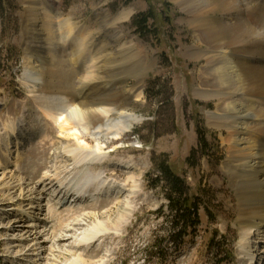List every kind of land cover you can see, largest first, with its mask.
<instances>
[{
    "label": "rangeland",
    "instance_id": "374dc122",
    "mask_svg": "<svg viewBox=\"0 0 264 264\" xmlns=\"http://www.w3.org/2000/svg\"><path fill=\"white\" fill-rule=\"evenodd\" d=\"M245 2L243 10L253 9L264 14V0ZM60 9L64 15L73 13L75 21L85 23L91 28H97L98 17L107 12L114 22L120 13L128 14L127 19L116 21L115 27L117 26L116 28L123 33V42L128 43L132 39L138 41V45L142 46H139L142 55L137 61L148 65L147 73L143 76L141 98L134 102L131 108L133 113L141 117V121L121 140L107 142L104 151L116 160L129 161L131 167L126 169L106 162L93 163L91 173L100 172L102 176L114 180V185L120 187H115L113 193L110 191L94 202H89L85 207L79 205V201L65 203L71 198L67 195L64 197L63 205L62 200H57L58 206L53 207L52 212H48L45 206L54 203L56 198L52 200L51 197L49 201L47 200L46 194L51 191L52 188L49 187L53 182L43 180L42 174L44 171L52 170L51 166L56 164L55 161L62 158L63 161H68L69 158L64 154L59 155L65 148L63 146L75 148L79 147V143L60 133L53 122L36 119L38 112L35 109V101L21 84L24 73L22 17L25 3L24 0H4L0 6V126L11 121L17 123L21 119L28 123L25 126L27 138H20L18 143L21 162L17 166L14 165V151L7 157L0 156V162L5 161L7 165L3 180L11 187L6 192L0 186V214L5 216L0 221V264H10L6 261V255L15 258L17 263L13 264H32L35 261L40 264L50 262L68 264L76 253H82L84 264L97 262L100 264L99 261L102 260L101 264H247L241 253L242 231L237 219V190L222 163L225 161L227 150V145L222 142L225 131L210 127L206 122L207 112L214 109V100H202L194 95L199 83L198 70L202 60L190 57L189 53L195 46H204L197 42L196 32L188 22L187 13L173 0H62ZM145 12H150L153 19L149 21L146 34L141 36L135 30L132 21L137 14ZM61 55L65 62L56 65V68L66 74L54 78L53 82L57 84L58 78L63 81L65 77L70 82L66 87L76 93L80 89L79 71L74 69L76 65L68 62L65 51H62ZM128 70L129 68L122 64L121 67L109 71L105 79H108L107 87H117L115 79L118 77H126L124 88L135 84L133 73H124ZM153 83L158 87H153ZM123 86L119 87L120 91ZM57 87L47 90L48 93L60 91L61 88ZM40 91L38 93H42ZM121 105L120 102L118 106ZM200 129L205 131L207 140L206 153L203 154L199 146ZM16 140L13 142L14 148ZM85 142L89 144V149L95 144L90 135L86 137ZM161 159H166L167 165L174 173L186 181L187 192L199 207V224L194 232L185 237L179 249H175L168 240V233L172 227L167 201L163 194L165 192L160 185L155 186L151 183V179L159 174L156 163ZM66 167L67 165H63L58 169L59 177H66L67 172L64 171ZM83 172L86 173L79 172V176L76 174L74 180L84 182L85 177L81 176ZM2 173L3 169H0L1 176ZM130 175L135 177V182L137 181L133 194L127 191L133 183ZM19 178L24 193L29 191L30 186L36 185L35 189L37 192L40 191V194L34 192L31 196L44 197L40 199V204L34 200L30 205H25L26 201L22 203L25 209L32 206V209L27 210L35 212L39 219L29 220L12 215L11 209L3 212L2 208L11 205L9 200L15 202L18 199L16 180ZM91 183L95 184L93 180ZM58 190L59 188L55 190V194ZM61 195L62 193L59 197ZM127 201L131 202L132 210L127 211L128 215H124L126 210H129L125 205ZM83 213L87 214V217L81 226L73 223L74 231L82 232L97 216L105 222L107 228L109 227L101 240L91 243L87 249L75 248L77 252L65 250L71 247L73 236L72 239L70 236L73 230L68 233L59 230L51 232V235L66 234L68 237L66 240L58 241L56 237L50 235L53 243L45 241L43 233L47 232L49 224L55 223L60 217L63 218L62 221L69 218L70 222L73 216L82 218ZM46 218L52 222H49L46 228H42L41 220ZM9 219L11 223L13 220H21L19 224L24 225L23 230L3 229ZM26 223L35 225L36 228L26 227ZM35 231L36 251L29 250L32 244L25 239L16 240L20 236L22 238L28 236V239H31ZM156 238L164 240L160 247L159 253L162 255L160 259L155 256L156 250L152 249ZM217 242L218 245L214 246ZM261 242H264V238ZM49 246H54L55 250H48ZM256 246L261 252L264 251V243H260V247L257 243ZM17 249L23 251L16 253ZM38 252L44 254L39 258L34 255ZM259 257L261 262L264 253ZM220 259L225 260L221 262Z\"/></svg>",
    "mask_w": 264,
    "mask_h": 264
},
{
    "label": "bare ground",
    "instance_id": "6f19581e",
    "mask_svg": "<svg viewBox=\"0 0 264 264\" xmlns=\"http://www.w3.org/2000/svg\"><path fill=\"white\" fill-rule=\"evenodd\" d=\"M173 1L187 13L188 22L196 32L197 42L204 46H195L189 53L190 57L202 60L198 70L199 83L194 95L202 100H214V109L207 112L206 122L210 127L221 132L225 131L222 142L227 145V150L225 161L222 163L237 190V219L242 231L241 253L247 264H263L264 259L259 262V256L264 251L257 249L256 244L258 243L260 247L259 244L264 243L261 242L264 238V14L257 13L253 9L243 10L245 0ZM24 3L25 10L22 17L24 73L21 84L35 101V109L38 112L36 119L53 122L60 133L79 143V147L75 148L63 146L65 148L59 155L64 154L69 158L68 161H63L64 158L59 159L60 161H55L56 164L51 166L52 170L43 172V180L53 182L49 187L52 189L46 194L48 197L46 198L48 201L51 197L52 200L56 198V201H63L69 192V196L80 204L94 202L110 191L113 193L115 187L120 186L114 185V180L102 176L100 172L91 173L93 163L106 162L126 169L131 167L127 160H116L110 157L104 151V145L107 142L121 140L141 121V117L131 111L132 104L141 98L143 76L148 70L146 63L141 64L137 61V58L142 55L139 47L141 45H138L135 39L128 43L123 42V33L116 28L117 26L115 27L116 21L127 19V13H120L114 22L107 12L98 17L97 28H91L85 23L75 21L73 13L64 15L62 8L60 9L62 0H24ZM62 51L67 53L68 62L76 65L74 69L79 71L80 89L76 93L69 91V87H66V84L70 82L65 77L63 81L58 78L57 84L53 82L54 78L63 77L66 74L56 68V65L59 66L65 62L61 55ZM122 64H125V68H129L124 73L132 72L136 83L129 88H124L126 77H118L115 79L118 86L108 88V79L105 80L107 73L121 67ZM56 86L61 90L54 94L48 93L47 90ZM120 86H123L122 91L119 90ZM39 90L42 93H38ZM120 102L122 105L118 106ZM111 116L114 118H110ZM100 121L104 123L99 124ZM27 123L21 119L17 123L11 121L0 126V156L7 157L14 151L15 166L21 162L18 143L20 138H27L25 133ZM89 135L95 142L92 149H89V144L85 142ZM63 165H67L64 169L67 172L65 178L59 177L60 170L58 171ZM0 169H3L2 176L0 175L3 183L0 182V186L7 192L11 187L3 180L4 171L7 169L5 161L0 162ZM81 171L86 172L81 175L85 177V180L79 183L74 179ZM129 178L133 180V183L127 191L133 194L137 181H134L135 177L132 175ZM92 180L95 184L91 183ZM16 181L19 191L18 199L15 202L9 200L11 205L2 208L3 212L11 209L12 215H19L29 220L39 219L35 212L27 210L32 209V206L25 209L22 203L26 201L25 205H30L34 200L40 204V199L44 197L31 196L34 192L40 194V191L37 192L35 189L36 185L30 186L29 191L24 193L21 188V179ZM57 188L59 190L55 194ZM60 193H62L61 197H59ZM28 196L30 197L26 198ZM12 198L9 197V199ZM56 201L46 204L48 212H52V208L58 206L59 203ZM65 203L68 204L69 199ZM130 203L126 202L125 205L129 207V210L125 209L124 215H128L127 211L132 210ZM63 204L64 201L61 205ZM81 215V219L79 216H73L70 222H68L69 218L62 221L63 218L60 219V217L55 223L49 225L48 223L52 220L40 219L42 228L48 225L47 232L43 233L45 241L50 242L51 236L56 237L58 241L66 240L68 238L66 234L51 235V232L59 230L68 233L73 230L70 236V239L73 236L70 242L71 250L65 249L69 252L75 248L87 249L91 243L105 235L109 227L107 228L105 222L97 216L82 232L74 231L73 223L81 226L82 221L87 217L85 213ZM3 218L5 216L0 214V221ZM20 221L13 220L11 223L9 219L2 228L6 231L17 229L22 231L24 225L19 224ZM26 227L36 228L35 225ZM36 233V231L32 233L33 236ZM23 239L32 244L29 250L36 251L35 236L31 239H28V236L16 238L17 241ZM53 247L49 246L48 250L52 251ZM23 250L17 249L16 253ZM42 254L44 252L34 253L39 258ZM81 254H73V259L68 264H84L85 260ZM5 258L10 264L17 263L12 256L6 255ZM102 261L99 262L103 263ZM32 264L40 263L35 261Z\"/></svg>",
    "mask_w": 264,
    "mask_h": 264
},
{
    "label": "trees",
    "instance_id": "16d2710c",
    "mask_svg": "<svg viewBox=\"0 0 264 264\" xmlns=\"http://www.w3.org/2000/svg\"><path fill=\"white\" fill-rule=\"evenodd\" d=\"M4 0H0V6ZM153 19L150 12L139 13L133 18V26L135 30L141 35L146 34L149 21ZM153 87H158L156 83L152 84ZM199 146L201 154L206 153L207 140L205 138V131L198 130ZM166 159L157 161L156 166L159 174H157L151 183L155 186H161L167 201V209L170 214L171 231L168 233V240L175 247L179 249L183 245L184 239L190 233L194 232L196 226L199 224L198 205H196L193 198L188 194V187L186 181L180 176L176 175L171 169ZM150 180V179H148ZM163 239H157L153 243V248L156 250L155 256L160 259L162 255L161 246ZM213 241V240H212ZM218 245V242L214 246ZM221 254V253H219ZM220 259L219 261H224Z\"/></svg>",
    "mask_w": 264,
    "mask_h": 264
}]
</instances>
